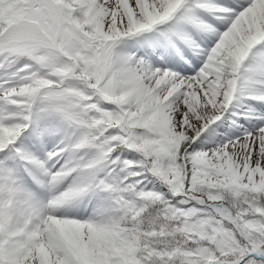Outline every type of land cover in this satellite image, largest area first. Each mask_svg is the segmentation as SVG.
Segmentation results:
<instances>
[{
	"label": "snow or ice",
	"instance_id": "snow-or-ice-1",
	"mask_svg": "<svg viewBox=\"0 0 264 264\" xmlns=\"http://www.w3.org/2000/svg\"><path fill=\"white\" fill-rule=\"evenodd\" d=\"M0 264H264V0H0Z\"/></svg>",
	"mask_w": 264,
	"mask_h": 264
}]
</instances>
